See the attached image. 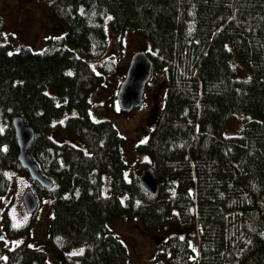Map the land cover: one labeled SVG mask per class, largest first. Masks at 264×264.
Returning a JSON list of instances; mask_svg holds the SVG:
<instances>
[{
	"label": "trees",
	"instance_id": "trees-1",
	"mask_svg": "<svg viewBox=\"0 0 264 264\" xmlns=\"http://www.w3.org/2000/svg\"><path fill=\"white\" fill-rule=\"evenodd\" d=\"M48 13L67 32L48 40L45 51L11 53L0 45V201L10 187L5 169L28 178L38 204L52 201L46 239L61 264H131L127 247L105 225L121 216L138 218L154 239L150 264H264V0H50ZM107 17L111 32L131 27L148 41L153 74L165 75L162 102L159 94L148 96L146 141L136 147L153 161L144 169L155 171V195L139 175L126 179V139L118 128L89 116L90 95L104 87L92 63L108 48ZM3 25L0 18V33ZM230 40L248 80L234 78ZM105 64L114 71V62ZM50 87L54 95L46 93ZM72 109L77 115L53 124ZM246 111L259 119L248 121L242 135L226 136V122ZM19 115L35 132L28 151L51 188L31 180L17 160L11 120ZM57 129L84 149L57 143ZM7 211L4 237L22 242L4 248L3 264H53L30 245L29 225L15 226ZM80 245L79 255L65 253Z\"/></svg>",
	"mask_w": 264,
	"mask_h": 264
},
{
	"label": "rangeland",
	"instance_id": "rangeland-1",
	"mask_svg": "<svg viewBox=\"0 0 264 264\" xmlns=\"http://www.w3.org/2000/svg\"><path fill=\"white\" fill-rule=\"evenodd\" d=\"M49 4L50 0H0V18L3 20V26H5L0 33V45L8 44L11 53L27 46L34 52H43L48 47V40L57 42L60 37L65 35L67 29L65 25L52 19L48 13ZM104 21L108 48L99 60L92 63L95 72L103 76L104 87L99 88L90 95L89 116L96 121L108 120L112 122L114 127L118 128L120 135L126 139L123 155L127 167L125 176L129 180L132 172L140 175L144 168L153 165L152 159L147 154L138 153L136 147L146 141L145 137L148 127L145 118L153 106L150 101H147L148 96L153 95V93L159 94L162 102L165 95L163 83L165 75L164 73L152 74V78L148 82L149 88L145 92V98L147 97L145 101L139 107H135L121 115L120 106H118L115 95L126 75L125 72L130 64L129 61L137 51L147 53L152 51L149 42L141 39L134 28L129 27L123 33H115L111 32L109 28L108 17ZM63 47L75 51V47L71 44H65ZM226 47L230 53V64L235 69V80H248V69L246 64L238 58L232 40L227 43ZM76 55L80 58H85L83 54L78 52H76ZM106 61L114 62L115 68L113 72L107 69ZM46 93L54 95V90L50 87L46 90ZM75 115H77V110L72 109V111L55 119L53 124L62 123L67 117ZM234 117L235 119L226 122L224 127V134L228 137L242 135L243 127L248 121L259 119V116L252 111L237 112ZM57 131L60 132L59 135L55 133L57 139L54 138V140L57 143L68 142L73 146L84 149L82 143L73 138L67 131L60 129H57ZM3 173L10 187L8 194L1 198L2 205L0 208L6 205L7 212L15 226L29 225L30 245L44 250L47 253L48 260L53 264H61L55 250L48 243V239H46L52 215V201L44 199L38 204V208L33 214L28 213L24 207L22 195L27 190L34 191L30 181L25 175L11 170L5 169ZM103 182L101 193L106 196L111 184L108 173L104 176ZM125 198L126 196L123 195L121 197L122 201ZM6 209L3 208V211ZM177 216V213L174 212L173 219H177ZM105 225L127 247L131 264L151 263L156 251L155 241L151 236L144 233L138 218L128 222L126 216L116 219L109 217ZM3 235L0 223V237H2L0 239L4 240L0 244V264L4 263V248L8 246L14 247L15 244L22 242L21 238L9 240ZM195 240L197 239L195 238ZM195 240L192 238L190 243L192 249L197 251L198 245ZM84 250L85 246L80 245L68 248L65 253L67 255H79Z\"/></svg>",
	"mask_w": 264,
	"mask_h": 264
},
{
	"label": "water",
	"instance_id": "water-1",
	"mask_svg": "<svg viewBox=\"0 0 264 264\" xmlns=\"http://www.w3.org/2000/svg\"><path fill=\"white\" fill-rule=\"evenodd\" d=\"M129 63L125 72L126 75L115 95L118 106H120L123 112L131 111L144 102L145 98L143 94L153 74V62L147 52L137 51ZM13 122L15 125L16 143L19 149L17 158L19 164H21V167L27 172L31 180L37 182L42 188H51V182L44 174H41L38 165L34 163L32 155L28 151L35 135L33 128L28 126L25 121H22L20 117H14ZM138 178L147 192L153 195L157 194L158 180H156L153 168L144 169L140 172ZM22 197L26 211L33 214L38 208V198L35 196L34 191L27 190L23 193ZM2 212L3 208H0V223Z\"/></svg>",
	"mask_w": 264,
	"mask_h": 264
},
{
	"label": "bare ground",
	"instance_id": "bare-ground-1",
	"mask_svg": "<svg viewBox=\"0 0 264 264\" xmlns=\"http://www.w3.org/2000/svg\"><path fill=\"white\" fill-rule=\"evenodd\" d=\"M17 118H21L22 119V121H23V118H22V116H16ZM11 122H12V127H13V130H14V133H15V137H16V132H15V125H14V122H13V119L11 120ZM34 163L35 164H37L35 161H34ZM38 165V164H37ZM38 167H39V165H38ZM39 170H40V167H39ZM41 172V171H40Z\"/></svg>",
	"mask_w": 264,
	"mask_h": 264
},
{
	"label": "flooded vegetation",
	"instance_id": "flooded-vegetation-1",
	"mask_svg": "<svg viewBox=\"0 0 264 264\" xmlns=\"http://www.w3.org/2000/svg\"><path fill=\"white\" fill-rule=\"evenodd\" d=\"M1 205H2V204H1V201H0V207H1ZM2 208L6 209V205H3ZM3 236H4V235H3ZM0 238H2V237H0ZM3 242H4V240H1V239H0V244H2ZM2 249H3V247H2Z\"/></svg>",
	"mask_w": 264,
	"mask_h": 264
}]
</instances>
